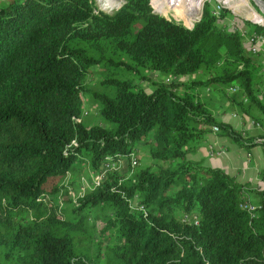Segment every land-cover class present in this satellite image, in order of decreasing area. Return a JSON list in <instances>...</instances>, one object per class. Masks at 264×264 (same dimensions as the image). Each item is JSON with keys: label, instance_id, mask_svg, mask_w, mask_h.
<instances>
[{"label": "trees", "instance_id": "obj_1", "mask_svg": "<svg viewBox=\"0 0 264 264\" xmlns=\"http://www.w3.org/2000/svg\"><path fill=\"white\" fill-rule=\"evenodd\" d=\"M222 9L217 15L205 2L188 28L154 12L150 0H123L109 11L94 0L0 3V248L6 250L5 260L264 264V190L187 158L213 127L242 147L264 143L217 118L209 102L188 91L218 85L264 126V119L250 111L256 107L264 113L260 56L249 52L238 30L223 23L229 12ZM254 31L264 33V28L249 23L248 34ZM96 63L106 75L93 97L106 127L81 121L83 81ZM119 66L139 81L150 80L148 71L194 78L188 83L152 80L147 92L129 77L114 76L122 72ZM181 85L188 89L179 92ZM233 85L237 91L228 92ZM137 143L155 160L154 169L140 167L126 181L111 174L71 208L58 205L53 198L61 189L58 181L77 163L100 170L104 163L131 160ZM244 198L255 205L252 213L242 207ZM90 215L101 221V235L110 240L103 262L100 249L91 254L75 236ZM0 264L7 262L0 259Z\"/></svg>", "mask_w": 264, "mask_h": 264}, {"label": "rangeland", "instance_id": "obj_2", "mask_svg": "<svg viewBox=\"0 0 264 264\" xmlns=\"http://www.w3.org/2000/svg\"><path fill=\"white\" fill-rule=\"evenodd\" d=\"M7 1L8 0H0V3L4 4ZM94 1L98 8H100V6L104 4L103 1L100 2L101 0ZM122 1L123 0H107L106 2H108L109 5L113 4L111 5V7L115 8L119 6ZM221 1L224 2L223 8L228 10L229 12L227 16H225L226 19L223 20V23L229 25V28L232 27V24L235 23V21H242L246 27H249V23H251L249 19L251 18V16H255L260 22H264L263 13L252 0H245L244 3L246 6L242 5L241 0ZM205 2L209 3L210 10L214 12L216 0H197V3H200V7L197 11L191 14L192 16H189L184 12L180 13L181 8H174L173 10L168 7L159 9V14L167 18H172L173 20L182 23L184 26L191 28V23L194 24L197 19L200 18ZM181 7L185 9V6L181 5ZM222 10H219L215 14L218 15ZM250 11L252 12V15L247 14ZM246 19H248V21H245ZM252 20L258 21L256 19ZM115 58L124 63L130 62L129 58L124 55H115ZM101 68L102 66L100 63L93 64L90 67L91 72L85 77L83 81L87 90L83 91L82 93L83 111L81 115V121L84 123L85 126L102 125L106 127L108 125L105 121H103L99 112V106L95 98L93 97V92H99L102 90L100 81L105 77L106 74L104 72H100ZM119 68L122 72L120 74H115L114 76L119 75L121 77H129L134 80V82H138L147 92H150L154 87L152 80L155 82L162 83H169L175 81L188 83L191 79L194 78V76H182L174 79L165 76L158 71H148L146 73L148 74L150 80L139 81L137 80L136 75L130 72L129 70H126L125 67L119 66ZM205 75L206 74L204 72H201V74H199L202 79L207 78V76ZM263 79L264 72H262V82L264 84ZM186 89H188L186 88V86L181 85L179 86L178 91L183 92ZM188 91L193 92L195 95L198 94L199 96H201L202 99L209 102L211 110L215 115L220 116L225 113L236 112L239 115H246V117L249 119L252 118L250 115L242 112L238 108V105L232 103L229 100L228 96L221 91L220 86L218 85H198L195 86V88L188 89ZM243 101L247 102V99ZM250 111L254 115L264 119V113L256 107H252ZM252 133L253 135H256L259 134L260 131L255 130ZM232 142L235 143L234 141ZM134 159H137V163L133 162ZM155 165L156 162L148 154L147 148L141 143H137L136 151L131 155V160H122L118 163H115V168L108 169L104 171V173H101L100 170L92 169L90 164L87 162H81V164L77 163L72 170L68 171L64 175V177L58 181V184L61 185V189L57 194L53 196V198L57 200V203L61 208H71L73 204L78 200V198L83 196L87 191L97 187L104 180H109L111 174L116 176L119 181H126L132 176V174H134V172L138 168L150 167L151 169H154ZM101 227V221L94 219V215H90L87 219V223H85L84 228L82 227L81 231L77 232L75 236L78 240L79 247L87 248L91 254H95L97 250L100 249L102 254L101 262H103L109 253L108 245L110 243V240L107 236L101 235ZM5 251V249L0 248V259L4 262H7V264H11V260L4 259Z\"/></svg>", "mask_w": 264, "mask_h": 264}, {"label": "crops", "instance_id": "obj_3", "mask_svg": "<svg viewBox=\"0 0 264 264\" xmlns=\"http://www.w3.org/2000/svg\"><path fill=\"white\" fill-rule=\"evenodd\" d=\"M216 116L230 123L233 128L242 130L243 135L256 136L264 140V126L259 122V126L254 125L256 121L253 118L249 119L246 115H239L236 112ZM257 129L260 133L253 135L252 132L258 131ZM187 158L205 166L219 168L238 183H248L252 188L259 187L264 190V178L261 176L264 170V143L242 147L211 130L205 134L197 148L187 154ZM244 195L249 200H257L253 193L244 192Z\"/></svg>", "mask_w": 264, "mask_h": 264}, {"label": "built area", "instance_id": "obj_4", "mask_svg": "<svg viewBox=\"0 0 264 264\" xmlns=\"http://www.w3.org/2000/svg\"><path fill=\"white\" fill-rule=\"evenodd\" d=\"M102 1L104 4H102V6H100L99 9L104 10V11H109L113 8L111 6H108V4H106V1H104V0H101L100 2H102ZM150 4H151V7L153 9H156V7L153 5V0H150ZM223 6H224L223 1L216 0L214 13L218 12L221 8H223ZM245 21H248V19H246ZM249 21L252 24H255V25H258V26L264 28V22L255 21L252 19L251 20L249 19ZM193 25L194 24L191 23V27ZM243 25L244 24L242 21H235V23L232 24V28L239 31L240 35L243 37L244 44H245L246 48L249 50V52L252 54H256V55L260 56V62H261V68L260 69H261V73H262V72H264V33H259V32L254 31L251 34H248L247 27L245 25H244L245 26L244 27ZM263 81H264V79H263ZM236 91H237V87L235 85L230 86L228 88V92H230V93H234ZM260 95L263 98V96H264V84L261 88ZM243 100H246V98L244 96H243ZM254 125L259 126V123L256 122V123H254ZM212 130L214 132H217L218 128L213 127ZM133 162L136 163L134 160H133ZM112 168H115V163H104V164H102V168L100 169V172L104 173V171H106L108 169H112ZM242 207L247 209L251 213L256 208L253 203L249 202L248 199H245V198L243 199ZM184 219H189V216H185ZM193 220H194V223H197L196 217H194Z\"/></svg>", "mask_w": 264, "mask_h": 264}, {"label": "bare ground", "instance_id": "obj_5", "mask_svg": "<svg viewBox=\"0 0 264 264\" xmlns=\"http://www.w3.org/2000/svg\"><path fill=\"white\" fill-rule=\"evenodd\" d=\"M106 4H108V2H106ZM199 4L200 3H197V0H153V5L156 7L157 10L164 8V7H168L173 10L174 8L175 9L181 8L180 13L184 12L189 16H192L191 14H193L195 11L198 10V8L200 7ZM111 5L113 4H110V5L108 4V6H111ZM181 5L185 6V9L182 8ZM250 19L258 20L255 16H251Z\"/></svg>", "mask_w": 264, "mask_h": 264}, {"label": "water", "instance_id": "obj_6", "mask_svg": "<svg viewBox=\"0 0 264 264\" xmlns=\"http://www.w3.org/2000/svg\"><path fill=\"white\" fill-rule=\"evenodd\" d=\"M252 1L259 7V9L261 10V12L264 15V0H252ZM153 11L156 12V13H160L156 9H153Z\"/></svg>", "mask_w": 264, "mask_h": 264}]
</instances>
